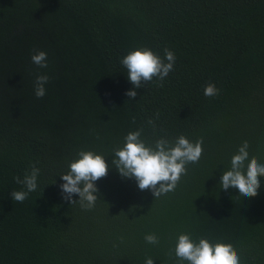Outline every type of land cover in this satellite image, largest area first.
Instances as JSON below:
<instances>
[{
    "label": "trees",
    "instance_id": "trees-1",
    "mask_svg": "<svg viewBox=\"0 0 264 264\" xmlns=\"http://www.w3.org/2000/svg\"><path fill=\"white\" fill-rule=\"evenodd\" d=\"M143 48L161 59L167 48L175 64L134 89L121 61ZM37 51L47 68L32 62ZM208 83L218 96L204 95ZM141 129L148 146L203 139L200 161L158 199L112 164ZM245 141L264 164V0H0V264H188L175 256L181 234L264 264V177L256 197L220 187ZM80 151L109 165L91 210L60 187ZM32 165L37 190L14 202L27 191L14 178Z\"/></svg>",
    "mask_w": 264,
    "mask_h": 264
},
{
    "label": "clouds",
    "instance_id": "clouds-1",
    "mask_svg": "<svg viewBox=\"0 0 264 264\" xmlns=\"http://www.w3.org/2000/svg\"><path fill=\"white\" fill-rule=\"evenodd\" d=\"M165 59H161L151 50L143 48L131 51L121 61L127 70V78L134 86L140 89L154 78L163 81L175 64V54L169 49H164ZM32 62L40 68H47V53L37 51L31 57ZM165 60L167 62H165ZM47 75H39L35 81V96L38 99L46 95L45 84L48 83ZM159 86H162L159 85ZM137 91L131 90L126 95L135 99ZM206 97L219 95V89L214 83L204 87ZM148 123L155 127L154 121ZM140 131L130 132L126 135L123 147L114 149L113 166L118 173L126 179H134L141 191L151 190L156 199L172 192L177 187L181 176L187 174V165L200 161L203 153V139L195 143L190 142L183 135L174 143L166 139H158L154 146H148L141 139ZM248 143L245 141L238 149V153L231 158V168L224 171L220 181L223 190L235 188L239 190L240 197H256L260 188V177H264V164L255 157L249 160ZM79 158L69 164L67 174L61 175L64 183L60 186L64 199L71 204L79 203L83 210H91L98 200L96 182L107 176L109 165L102 155L92 151H80ZM39 169L31 166V172L25 173L24 178L15 177L17 184H22L27 191H13L11 197L14 202L23 203L28 193L37 190ZM74 195L79 196V201L73 200ZM134 210V209H133ZM145 241L158 244L154 234L145 236ZM175 256L181 262L188 264H240L237 251L231 244L215 243L201 238L194 242L188 234L178 236L175 246ZM145 264H154L149 258Z\"/></svg>",
    "mask_w": 264,
    "mask_h": 264
}]
</instances>
